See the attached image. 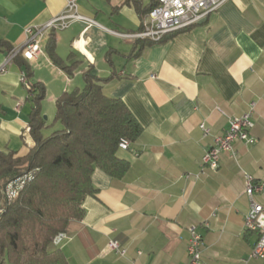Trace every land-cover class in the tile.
<instances>
[{
  "label": "crops",
  "instance_id": "obj_1",
  "mask_svg": "<svg viewBox=\"0 0 264 264\" xmlns=\"http://www.w3.org/2000/svg\"><path fill=\"white\" fill-rule=\"evenodd\" d=\"M64 6L65 0H0V65L23 44L25 28L46 23ZM77 10L96 24L74 22L54 33L57 55L66 60L72 54L80 63L71 76L45 51L0 74V152L20 158L34 147L21 61L29 68L27 83L43 85L42 116L55 111L61 94L81 89L89 70L99 79L113 75L102 91L127 106L142 133L119 153L130 162L122 179L94 170L90 181L97 194L84 200L83 219L69 221L55 246L69 264H184L187 230L194 227L204 244L201 264H264L249 258L257 235L244 230L245 176L264 185V0H229L200 24L141 48L112 33L140 30L133 4L79 0ZM251 102L256 142H234L235 158L222 152L217 171L200 175L205 149L228 128L224 115L239 117ZM253 199L264 205V187ZM109 241L125 256L109 251Z\"/></svg>",
  "mask_w": 264,
  "mask_h": 264
},
{
  "label": "trees",
  "instance_id": "obj_2",
  "mask_svg": "<svg viewBox=\"0 0 264 264\" xmlns=\"http://www.w3.org/2000/svg\"><path fill=\"white\" fill-rule=\"evenodd\" d=\"M125 2L133 4L141 20L158 5V0H148L144 6L141 0ZM188 29L156 43L136 40L135 45L159 44ZM55 49L51 33L43 51L51 64L71 76L80 63L72 54L62 60ZM21 58L17 56L13 62ZM20 63L27 79L29 68ZM112 78L99 79L89 70L84 72L83 87L61 94L55 101L49 125L40 111L43 85H27L32 104L27 131L34 147L20 158L0 152V264H69L54 239L66 232L69 221L83 219L84 200L97 194L90 181L94 170L114 180L122 179L129 170L130 162L119 154V140L135 143L142 127L120 99L104 95L102 83ZM22 178H27L24 186L16 198L8 200L6 185Z\"/></svg>",
  "mask_w": 264,
  "mask_h": 264
},
{
  "label": "built area",
  "instance_id": "obj_3",
  "mask_svg": "<svg viewBox=\"0 0 264 264\" xmlns=\"http://www.w3.org/2000/svg\"><path fill=\"white\" fill-rule=\"evenodd\" d=\"M79 0H65L64 9L57 16L38 26H29L24 30V42L20 47L12 49L4 58L0 65V74L4 73L6 67L10 65L15 57L21 56L28 61L36 60L40 55L44 54L43 43L48 39L51 33L65 30L74 22L85 24L86 28L96 24L92 19L79 13ZM229 0H158L155 6L141 20L140 30L132 34L113 33L123 39L131 40H148L153 43L160 41L164 36L172 34L176 31L188 29L200 24L207 19L210 14L216 12L221 5ZM25 74L21 73L20 83L27 86ZM255 103L248 105V110L239 117H228V128L223 135L213 136L212 145L205 149L202 157V166L200 175L206 171H217L219 167V156L222 152L230 154L231 158H235V152L232 149L233 143L241 141L246 145H252L256 139L250 136L253 128L252 116ZM204 136L209 135V130L204 124L199 126ZM119 149L125 151L129 149L130 143L125 140H119ZM27 178H22L9 182L4 189V196L8 199L17 197L19 190L24 186ZM264 185H255L249 176H245V194L249 199V211L245 217L244 230L257 235V239L249 253L250 259L264 260V205L254 202L253 195L260 192ZM207 227V223L203 224ZM189 238L187 244L188 260L184 264H201L202 252L204 244L201 235L191 227L187 230ZM64 235H58L54 239V245L59 244ZM107 249L124 257L126 251L113 241L107 243Z\"/></svg>",
  "mask_w": 264,
  "mask_h": 264
},
{
  "label": "rangeland",
  "instance_id": "obj_4",
  "mask_svg": "<svg viewBox=\"0 0 264 264\" xmlns=\"http://www.w3.org/2000/svg\"><path fill=\"white\" fill-rule=\"evenodd\" d=\"M53 114H54L53 109H52V111L50 110V113H49V109H48L45 112V115H43L44 117H46V122H47L48 125L51 124V122H52ZM46 134H48V132ZM0 207H2V202L1 201H0Z\"/></svg>",
  "mask_w": 264,
  "mask_h": 264
},
{
  "label": "water",
  "instance_id": "obj_5",
  "mask_svg": "<svg viewBox=\"0 0 264 264\" xmlns=\"http://www.w3.org/2000/svg\"><path fill=\"white\" fill-rule=\"evenodd\" d=\"M46 117H44V119H45Z\"/></svg>",
  "mask_w": 264,
  "mask_h": 264
}]
</instances>
